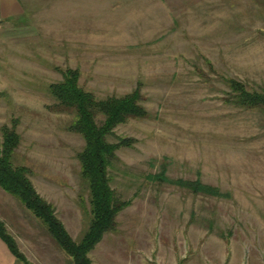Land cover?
<instances>
[{"label":"rangeland","instance_id":"obj_1","mask_svg":"<svg viewBox=\"0 0 264 264\" xmlns=\"http://www.w3.org/2000/svg\"><path fill=\"white\" fill-rule=\"evenodd\" d=\"M207 6L206 22L161 32L160 48L145 42L97 49L79 63L22 47L15 33L11 43L1 41L7 30L0 31V127L20 133L15 163L30 169L77 241L91 219L77 156L85 141L68 129L73 113L58 105L49 84L69 66L80 68V84L101 97L137 87L143 94L149 116L130 118L110 137L134 139L109 167L112 188L130 204L90 252L93 264H264V113L227 103L224 80L264 86V0ZM179 178L201 179L221 194L168 180ZM0 219L30 264H74L1 187ZM0 264L25 263L0 239Z\"/></svg>","mask_w":264,"mask_h":264},{"label":"trees","instance_id":"obj_2","mask_svg":"<svg viewBox=\"0 0 264 264\" xmlns=\"http://www.w3.org/2000/svg\"><path fill=\"white\" fill-rule=\"evenodd\" d=\"M79 69L69 66L63 69V79L49 84L48 89L59 106L73 113L74 118L68 129L80 134L85 141L77 156L81 174L89 188L91 219L82 238L78 241L73 238L59 218L54 204L37 190L30 169L24 164L15 163L21 135L8 125L0 127V187L43 225L56 245L72 258L74 264H93L90 252L105 233L116 226L117 215L130 204L129 200H121L112 188L109 167L112 160L117 158V150L123 145H131L134 139L120 137L119 141L113 142L110 137L118 125L130 118H147L149 111L142 102L140 87L122 95L101 97L80 84ZM224 80L229 89L225 99L227 103L245 109L256 108L264 113V86L253 90L236 78L226 77ZM156 178L164 179V176L161 178L158 175ZM168 180L195 192L221 194L218 187L205 184L201 179ZM0 239L16 258L30 264L2 219Z\"/></svg>","mask_w":264,"mask_h":264},{"label":"crops","instance_id":"obj_3","mask_svg":"<svg viewBox=\"0 0 264 264\" xmlns=\"http://www.w3.org/2000/svg\"><path fill=\"white\" fill-rule=\"evenodd\" d=\"M206 1L219 2L0 0V31L7 30L5 35H10L8 39L2 34L4 40L1 41L11 43V34L15 33L16 38L23 43L22 47H35L42 55L78 58L75 63L83 62L82 57L95 55L97 49L143 48L146 47L145 42H149L148 47L160 48L166 35L161 32H177L183 28L186 31L189 29L185 27L186 24L206 22L201 17L210 10L208 6L204 7ZM175 7L179 9L176 11ZM187 17L194 18V22L192 19L189 23ZM128 33H137L139 37H131ZM132 40L137 43H131Z\"/></svg>","mask_w":264,"mask_h":264}]
</instances>
